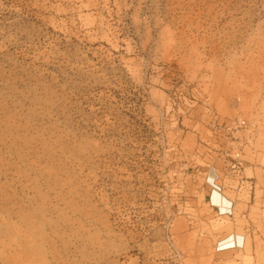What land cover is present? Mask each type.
I'll return each instance as SVG.
<instances>
[{
	"label": "rangeland",
	"instance_id": "rangeland-1",
	"mask_svg": "<svg viewBox=\"0 0 264 264\" xmlns=\"http://www.w3.org/2000/svg\"><path fill=\"white\" fill-rule=\"evenodd\" d=\"M0 264H264V0H0Z\"/></svg>",
	"mask_w": 264,
	"mask_h": 264
},
{
	"label": "built area",
	"instance_id": "built-area-1",
	"mask_svg": "<svg viewBox=\"0 0 264 264\" xmlns=\"http://www.w3.org/2000/svg\"><path fill=\"white\" fill-rule=\"evenodd\" d=\"M208 185L213 189V191L218 192L219 188L217 185H215L212 182L211 178L207 179ZM215 208L218 212L219 216H232L233 214V209H232V205L229 202L227 206L220 208L219 206L215 205ZM243 243H242V239L238 236H228L224 239H221L219 241H217V243L215 244V250L216 252H222V251H226L229 249H235V248H240L242 247Z\"/></svg>",
	"mask_w": 264,
	"mask_h": 264
},
{
	"label": "crops",
	"instance_id": "crops-1",
	"mask_svg": "<svg viewBox=\"0 0 264 264\" xmlns=\"http://www.w3.org/2000/svg\"><path fill=\"white\" fill-rule=\"evenodd\" d=\"M213 202L215 203V205L219 206L220 208L227 206L229 203V201L226 198L222 197L219 194H214Z\"/></svg>",
	"mask_w": 264,
	"mask_h": 264
}]
</instances>
